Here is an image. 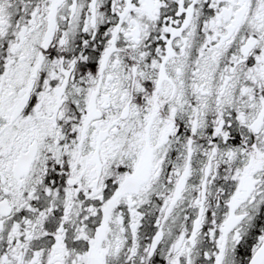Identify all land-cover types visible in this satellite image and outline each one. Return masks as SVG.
Returning <instances> with one entry per match:
<instances>
[{"label": "snow or ice", "instance_id": "1", "mask_svg": "<svg viewBox=\"0 0 264 264\" xmlns=\"http://www.w3.org/2000/svg\"><path fill=\"white\" fill-rule=\"evenodd\" d=\"M0 264H264V0H0Z\"/></svg>", "mask_w": 264, "mask_h": 264}]
</instances>
